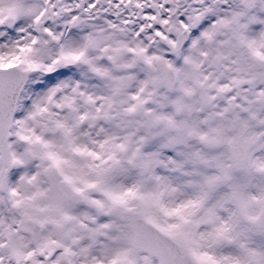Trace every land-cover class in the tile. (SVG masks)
<instances>
[{"label":"snow or ice","instance_id":"1","mask_svg":"<svg viewBox=\"0 0 264 264\" xmlns=\"http://www.w3.org/2000/svg\"><path fill=\"white\" fill-rule=\"evenodd\" d=\"M0 264H264V0H0Z\"/></svg>","mask_w":264,"mask_h":264}]
</instances>
